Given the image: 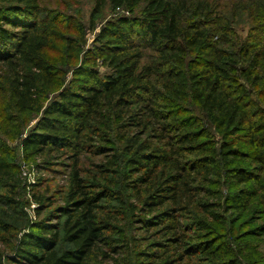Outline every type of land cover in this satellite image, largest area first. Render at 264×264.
Returning <instances> with one entry per match:
<instances>
[{"label": "trees", "instance_id": "1", "mask_svg": "<svg viewBox=\"0 0 264 264\" xmlns=\"http://www.w3.org/2000/svg\"><path fill=\"white\" fill-rule=\"evenodd\" d=\"M90 3L0 0V264H264V0Z\"/></svg>", "mask_w": 264, "mask_h": 264}, {"label": "rangeland", "instance_id": "2", "mask_svg": "<svg viewBox=\"0 0 264 264\" xmlns=\"http://www.w3.org/2000/svg\"><path fill=\"white\" fill-rule=\"evenodd\" d=\"M44 2H45V4L46 5H48V6H52V7H54V6H56L57 4H63L64 2H66V1H68V0H43ZM70 1H72L74 4L77 2V4H75V7H73L75 10H84V11H86V12H88V11H90V8H91V3H90V0H70ZM79 3V4H78ZM66 7V6H65ZM65 7H63V8H65ZM82 10V11H83ZM83 11V12H84ZM81 13V12H80ZM88 13H87V15H86V18H88ZM241 33L243 34V35H245V33H246V30H241ZM15 145H18V142H15L14 144H13V146H15ZM21 160L23 161V162H21L22 163V165H23V167H22V172L24 173V172H31V174H32V179L34 178V180H37V178H38V176H40L41 175V172H39V170H37L36 169V166H35V164H33V162H30V163H28V162H26L25 160H24V157L23 156H21ZM37 161H39V160H37ZM58 171H60V170H58ZM63 171H60V172H57V173H50V174H45V177L47 178V179H50L51 180V184H50V186L52 187V189H55V188H59V187H63L64 185H65V181H66V177H65V175H63ZM22 177H24V175H22ZM24 180V179H23ZM25 181V180H24ZM27 181H25V183H26ZM33 203V202H32ZM35 207H36V205H35V203H33V205H31V208L30 209H32L31 210V212H30V209H29V212H30V214H31V217H32V219L35 221V216H34V209H35ZM33 211V212H32ZM7 255H11V253H8ZM6 264H8V263H6Z\"/></svg>", "mask_w": 264, "mask_h": 264}, {"label": "built area", "instance_id": "3", "mask_svg": "<svg viewBox=\"0 0 264 264\" xmlns=\"http://www.w3.org/2000/svg\"><path fill=\"white\" fill-rule=\"evenodd\" d=\"M23 175L27 177V181H28L29 184H34L35 183L34 178L32 179L31 172H28V171L24 172Z\"/></svg>", "mask_w": 264, "mask_h": 264}]
</instances>
